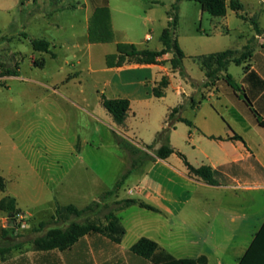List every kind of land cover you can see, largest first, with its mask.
Masks as SVG:
<instances>
[{
    "label": "rangeland",
    "instance_id": "1",
    "mask_svg": "<svg viewBox=\"0 0 264 264\" xmlns=\"http://www.w3.org/2000/svg\"><path fill=\"white\" fill-rule=\"evenodd\" d=\"M102 2L107 0H0V178L4 186L0 200L16 199L19 214L14 224L18 228L38 227L40 215L52 212L58 217L53 223L64 229L73 222L106 223L104 213L109 210L104 207L115 197L101 200L102 194L131 168L137 155L130 149L141 146L128 140L130 149L118 144L113 119L102 105L103 94L142 98L134 99L128 121L131 135L149 145L155 142L154 130L165 116V103L152 98L151 71L115 69L138 64L127 58L119 65L133 45L138 50L162 46L171 0L158 4L110 0L107 11L106 7L92 11L93 5ZM58 6H65L63 12L56 11ZM182 7L177 31L181 37L201 26L200 4L183 1ZM46 12L53 16V23ZM205 18L212 16L206 13ZM203 26L209 30L206 20ZM147 34L152 36L149 43L144 41ZM42 38L51 41L49 53L33 47V40ZM233 41H237L235 36ZM40 61L44 67L37 66ZM238 69L232 65L231 75ZM8 70L18 76L9 75ZM141 81L146 86L138 90ZM151 162H144L125 179L119 191L122 196L136 188L139 178L155 179ZM94 200L100 203L96 212L71 217L70 222L59 219V207L73 204L85 209ZM3 217L9 224V215Z\"/></svg>",
    "mask_w": 264,
    "mask_h": 264
},
{
    "label": "crops",
    "instance_id": "2",
    "mask_svg": "<svg viewBox=\"0 0 264 264\" xmlns=\"http://www.w3.org/2000/svg\"><path fill=\"white\" fill-rule=\"evenodd\" d=\"M109 1L93 5L92 11L108 7ZM239 1L242 10L229 8L225 17L206 19L201 7L198 11L200 29L191 30L183 37L177 33L183 1L179 3L175 38L186 55L183 70L173 68L172 52L158 58L157 64H125L115 69L152 72V80L148 82L152 98L166 105L165 116L155 128V135L166 127L172 110L182 106L177 116L189 123L175 124L170 135L171 145L195 168L208 166L216 170L218 184L210 185L192 176L177 153L167 159L154 155L149 161L153 163L152 170H156L155 179L139 178L136 188H129L127 196L120 192L113 196L115 199L104 207L109 211L100 213L107 216L113 211L119 217L126 230L122 241L117 243L103 234L86 235L65 250H42L34 244L52 229L65 228L53 223L58 220L56 212L41 214L38 227L18 228L10 216L8 224L3 217L5 212L0 210V249L4 250L0 253V264H154L131 251L143 237L157 242L178 260L239 264L264 224V0ZM160 2L153 0V4ZM176 2L171 0L172 7ZM77 7L80 6H73ZM64 9L65 6H58L56 11ZM46 14L49 20L53 18L50 12ZM170 20L167 19L164 29ZM205 20L209 30L203 26ZM234 36L237 41H233ZM43 40L51 47V41ZM151 40L152 36L147 34L144 41ZM161 44L152 51L163 50ZM227 50L238 52V56L248 51L249 56L240 65L231 62L227 71L210 81L198 58ZM232 65L241 68L234 76L231 75ZM228 75L231 82L226 79ZM164 80L167 87L156 96L154 91ZM137 86L141 90L146 84L141 81ZM103 97L128 99L131 103L124 126L117 125L104 108L113 119L115 136L133 143L137 141L140 149L149 145L143 138L139 140L131 135L128 121L134 99L142 98L132 94L111 98L103 94L102 105ZM160 147L158 144L155 149ZM125 199L144 202L156 210L139 205L117 210V203ZM14 240L18 242L13 243Z\"/></svg>",
    "mask_w": 264,
    "mask_h": 264
},
{
    "label": "trees",
    "instance_id": "3",
    "mask_svg": "<svg viewBox=\"0 0 264 264\" xmlns=\"http://www.w3.org/2000/svg\"><path fill=\"white\" fill-rule=\"evenodd\" d=\"M182 1L199 3L203 12L208 13L213 17H225L229 8L235 11H240L243 8L239 0H177V2L172 7V12L170 13L171 20L169 25L166 29H164L161 35V42L163 43L164 49L161 51H152L148 49L140 51L133 45L132 51L127 54V57L124 55L121 56V61L119 63L120 66L126 62L127 58L128 61L135 59V62L138 64H157L158 58L163 57L169 52H172L174 54V57L171 60L173 68L183 70L186 55L180 48L179 43L175 38V32L178 27V4ZM105 10L107 11L108 8L106 7ZM256 28L259 31L258 27ZM32 44L36 51L49 52L50 50V43L46 40H33ZM238 54L239 53L234 50H227L208 56L199 57L198 60L205 70L207 78L210 81H213L219 78L222 72L227 71L231 62L240 65L249 56L248 51L242 53L240 56H238ZM36 64L40 67L45 66L44 61L36 62ZM8 74L17 75L16 72L11 70H8ZM226 79L229 82L232 80L229 75L226 77ZM165 87H167V82L164 80L161 82L159 88L155 89V95L160 96V90ZM103 106L112 115L117 125H125L128 113L131 108V103L128 99H109L103 97ZM182 108L183 107L180 106L172 110L168 117L166 127L157 134L155 142L152 145H147L145 148L152 151L159 159H167L175 153L179 154L184 160L189 173L192 176L205 181L207 184L217 185L219 173L216 170L208 166L195 168L188 162L187 158L183 154L178 153L177 150L171 145L170 135L175 124L177 122L189 123V121L186 119L177 116V114H180L182 111ZM116 140L121 147L130 149L128 145H126V139L116 136ZM158 144H161V147L159 149H155L156 145ZM130 152L133 155H137L136 157L132 158L131 168L124 173L122 178L117 182L116 186L111 191L106 192L101 197V200L118 196L121 187L124 185L125 179L131 176L136 168L141 167L144 162L149 161L151 158L147 155V152L142 149H130ZM1 181L2 179L0 178V187L1 190L4 191V186L1 184ZM117 205V210L131 207L133 205H139L142 208L153 211L156 210L151 205H148L144 202H139L134 199L121 200L117 203ZM99 206L100 203L95 201L91 206L85 209H80L76 205L71 204L65 207H59L57 211L59 219L64 220L70 219L71 217L80 218L89 212H96ZM0 210L4 211L9 216H13L12 221H14L19 214V208L17 206L16 199L9 196L4 197L0 201ZM106 220L107 221L105 224L96 222H73L67 229H52L45 237L36 239L34 244L36 248L42 250H65L75 244L80 238L93 234L107 235L117 243H120L126 234V230L121 224L119 217L115 214V212L111 211L106 216ZM131 251L134 254L152 260L154 264H199L202 262V259L178 260L173 255L161 249L157 242L146 237L141 238L136 244H134L131 248ZM2 252H4V250L0 249V253ZM239 264H264V224L260 231L256 234L252 244L243 258L240 260Z\"/></svg>",
    "mask_w": 264,
    "mask_h": 264
},
{
    "label": "built area",
    "instance_id": "4",
    "mask_svg": "<svg viewBox=\"0 0 264 264\" xmlns=\"http://www.w3.org/2000/svg\"><path fill=\"white\" fill-rule=\"evenodd\" d=\"M20 217L22 218V216H20ZM16 218H18V216Z\"/></svg>",
    "mask_w": 264,
    "mask_h": 264
},
{
    "label": "water",
    "instance_id": "5",
    "mask_svg": "<svg viewBox=\"0 0 264 264\" xmlns=\"http://www.w3.org/2000/svg\"><path fill=\"white\" fill-rule=\"evenodd\" d=\"M10 218H13V216H10Z\"/></svg>",
    "mask_w": 264,
    "mask_h": 264
}]
</instances>
